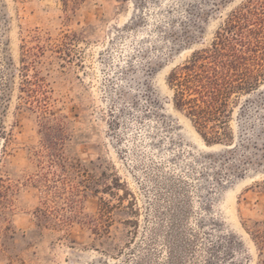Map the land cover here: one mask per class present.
<instances>
[{
    "label": "rangeland",
    "instance_id": "374dc122",
    "mask_svg": "<svg viewBox=\"0 0 264 264\" xmlns=\"http://www.w3.org/2000/svg\"><path fill=\"white\" fill-rule=\"evenodd\" d=\"M247 1L0 0V264H264V81L211 145L166 83Z\"/></svg>",
    "mask_w": 264,
    "mask_h": 264
},
{
    "label": "trees",
    "instance_id": "16d2710c",
    "mask_svg": "<svg viewBox=\"0 0 264 264\" xmlns=\"http://www.w3.org/2000/svg\"><path fill=\"white\" fill-rule=\"evenodd\" d=\"M27 67L25 64L22 70ZM262 81L264 0H248L231 12L215 32L210 47L195 51L166 78L173 108L184 114L207 145L228 135L233 99L258 88ZM47 100L33 101L45 112ZM252 236L263 245L260 232L254 231Z\"/></svg>",
    "mask_w": 264,
    "mask_h": 264
}]
</instances>
